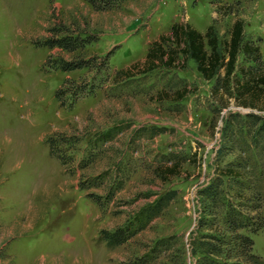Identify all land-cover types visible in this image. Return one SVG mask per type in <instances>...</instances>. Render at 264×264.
<instances>
[{
  "label": "rangeland",
  "instance_id": "obj_1",
  "mask_svg": "<svg viewBox=\"0 0 264 264\" xmlns=\"http://www.w3.org/2000/svg\"><path fill=\"white\" fill-rule=\"evenodd\" d=\"M237 18L264 65V0H122L106 10L85 0H0V264L244 261L222 218L229 204L253 226L264 218V135L243 120L264 111L213 91L215 80L191 59L183 68L114 78L174 22L202 33L212 25L223 51ZM57 25L97 40L73 53L33 44ZM110 50L99 73L43 67L48 57ZM247 66L239 53L237 68ZM64 80L93 90L72 103L68 91L70 106L62 107L55 92ZM231 114L239 121L223 134ZM175 163L179 174L164 175ZM215 184L213 198L201 194ZM129 226L134 234L115 247L99 237ZM236 231L252 239L251 253L264 264V226ZM210 244L223 253H203Z\"/></svg>",
  "mask_w": 264,
  "mask_h": 264
},
{
  "label": "trees",
  "instance_id": "obj_2",
  "mask_svg": "<svg viewBox=\"0 0 264 264\" xmlns=\"http://www.w3.org/2000/svg\"><path fill=\"white\" fill-rule=\"evenodd\" d=\"M85 1L95 10H106L122 0ZM50 30V36L42 40L33 41V44L37 47H57L73 53L84 48L86 44L97 40L96 35H91L87 32L82 33L81 30L70 32L65 27L60 29L58 25ZM112 52L113 50H110L103 56H92L91 58L75 57L72 59H63L62 57H58L51 60L48 57L43 67L47 70L59 69L61 71L80 68L90 69L94 67L96 72L99 73L100 71H104L108 66L109 56ZM239 53L243 55L244 60L248 61L247 67L237 68ZM260 58L261 55L258 46L254 45L250 39L245 38L243 21L241 19L237 18L234 20L230 30L229 41L223 51L219 49L217 37L212 25H209L206 31L202 33L192 27L188 22L180 21L172 23L168 32L160 33L156 39L150 42L143 59L137 60L127 67L118 69L115 72L114 78L116 80L128 79L159 68H183L186 60L191 59L195 63L197 71L201 73L204 79L215 80L212 88L213 91L217 90L221 92L222 90L224 95L235 99L237 104L242 107L264 111V65L261 63ZM68 82L70 83L69 85ZM91 86L86 81H82L79 84L73 80H64L61 87L56 90L55 97L59 101L60 106L69 107L70 104L67 103L65 96L68 91L71 97V101H69L72 103L75 101V98L81 96L85 91L91 92L93 90ZM187 92L188 89L186 88L176 91L177 99L185 96ZM231 116L224 122L223 130L225 132L223 134H226V130L232 126V121L239 117H236V114H231ZM243 120L245 123L248 121L251 125L257 124L256 133L264 135V115L247 113ZM53 147L51 143L49 152L61 159L58 154H54ZM222 154V150L218 151V158ZM178 166V163H175L173 166L165 168L163 174L178 175ZM215 186L216 184L214 186H207L201 194H205L207 198L212 197ZM81 188L83 189L85 187L81 186ZM118 188L120 186L110 191L108 195L109 199ZM163 207L164 204L159 206L155 212H158ZM145 212L144 215L151 217L150 214L147 215L149 211ZM222 222L225 224L226 230L235 232L233 238L237 242V246L241 247V253L243 252L244 257L243 262L236 259L237 261L227 264H262L258 260L257 255L251 253L252 239L246 234L238 233L236 230L238 228H249L250 226V230L255 232L264 226V218L253 226V223H248L250 220L248 217L245 218L238 206L234 207L229 204L225 210ZM138 223L143 227L145 221L142 220V222ZM133 234L134 231L131 226L128 228L116 227L112 230L102 229L99 237L107 246L115 247L125 243ZM220 241H223L221 244L224 243V240L220 239ZM203 253H223V250L221 247L210 244L208 248H204ZM227 256L225 258L229 257ZM209 263L212 264V262Z\"/></svg>",
  "mask_w": 264,
  "mask_h": 264
}]
</instances>
